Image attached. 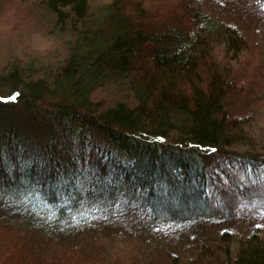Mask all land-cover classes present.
Wrapping results in <instances>:
<instances>
[{"label": "trees", "instance_id": "16d2710c", "mask_svg": "<svg viewBox=\"0 0 264 264\" xmlns=\"http://www.w3.org/2000/svg\"><path fill=\"white\" fill-rule=\"evenodd\" d=\"M154 2L34 1L55 46L47 56H7L0 66L3 211L32 215L51 204L57 221L119 194L126 213L141 203L168 220L196 219L210 208L203 150L264 166V123L252 110H232L244 29L186 0L156 28L147 20ZM254 83L260 98L264 83ZM4 85L14 90L1 94ZM237 234L218 231L213 241L223 251L213 262L202 261L201 240V258L185 264H264L263 230ZM0 264L151 263L122 257L111 242L55 237L2 212Z\"/></svg>", "mask_w": 264, "mask_h": 264}, {"label": "rangeland", "instance_id": "374dc122", "mask_svg": "<svg viewBox=\"0 0 264 264\" xmlns=\"http://www.w3.org/2000/svg\"><path fill=\"white\" fill-rule=\"evenodd\" d=\"M34 1L0 0V66L7 56L24 58L34 53L47 56L49 46H55V40L47 38L48 28L35 14ZM178 1L155 0L157 9L147 16L148 24L156 28L164 27L174 15ZM186 1L191 6L197 4L214 18L236 23L244 29L249 45L244 44L243 56L235 64L244 72L232 93L237 101L232 110H252L257 114L255 117L264 123V92L260 98L253 95L257 89L254 82L260 79L264 83V0ZM8 89L9 85H4L1 94L14 90ZM70 127L73 129L72 125ZM74 144L78 148L84 146L79 141ZM31 153L35 155L32 150ZM203 154L208 174L205 191L210 208L200 218L168 220L163 214L152 213L150 208L142 207L139 201L126 213L124 207L127 201L119 194L112 203L108 201L99 206L95 201L90 206L93 211L69 219L54 220L53 207L56 206L51 204L32 215V211L26 215L11 209L3 211L0 206V214L3 212L23 226L43 228L55 237L70 238L75 242H111L122 257L135 256L136 260L151 264H185L190 258L201 256L199 243L206 240L207 249L202 254V261L212 259L213 262V258H219L220 251H223L222 245L213 241L218 231L228 228L236 231L238 236L251 228L264 232V166L249 168L235 160L218 158L209 150H203Z\"/></svg>", "mask_w": 264, "mask_h": 264}]
</instances>
